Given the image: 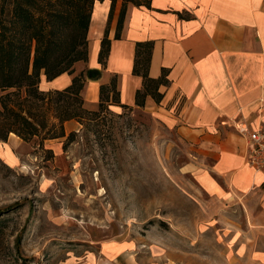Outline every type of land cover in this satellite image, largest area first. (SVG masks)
<instances>
[{"label": "rangeland", "instance_id": "obj_1", "mask_svg": "<svg viewBox=\"0 0 264 264\" xmlns=\"http://www.w3.org/2000/svg\"><path fill=\"white\" fill-rule=\"evenodd\" d=\"M87 107L28 141L0 113V264H228L251 216L201 189L196 145L144 108Z\"/></svg>", "mask_w": 264, "mask_h": 264}, {"label": "crops", "instance_id": "obj_2", "mask_svg": "<svg viewBox=\"0 0 264 264\" xmlns=\"http://www.w3.org/2000/svg\"><path fill=\"white\" fill-rule=\"evenodd\" d=\"M97 1L88 31V60L49 80L41 71L40 88L62 90L84 71L86 106L100 102V88L118 79L117 111L138 107L143 77L134 74L137 42L153 40L149 74L167 70L163 98L151 95L144 109L154 112L196 145L195 171L201 189L217 199L242 204L251 216L249 240L239 242L228 264H264V170L249 165L247 142L235 125L264 121V0H150V7L128 4L124 26L115 38L123 0ZM108 30L111 48L99 62ZM96 70L95 76L87 75ZM140 108V107H139ZM72 121V120H69ZM66 121V122H69ZM65 122V123H66Z\"/></svg>", "mask_w": 264, "mask_h": 264}, {"label": "trees", "instance_id": "obj_3", "mask_svg": "<svg viewBox=\"0 0 264 264\" xmlns=\"http://www.w3.org/2000/svg\"><path fill=\"white\" fill-rule=\"evenodd\" d=\"M97 1L103 0H10V3L4 0L0 5V89H15L0 98V113L4 116L2 139L14 132L30 140L48 127L50 111L55 112L61 129L53 137L64 136L66 121L83 123L92 113L82 96L86 83L84 71L74 75L72 84L62 90L40 91V76L42 70L49 80L64 72L74 74V64L88 60V31ZM111 1L109 20L117 0ZM129 3L150 7V0H123L116 39L121 37ZM153 47V40L136 45L133 72L143 77V87L136 93L140 108L148 95L160 102L163 98L160 86L169 82L166 69L159 78L149 74ZM110 48L111 39L106 30L99 53V62L104 66ZM117 85V76L109 84L101 85L100 108L119 102Z\"/></svg>", "mask_w": 264, "mask_h": 264}, {"label": "built area", "instance_id": "obj_4", "mask_svg": "<svg viewBox=\"0 0 264 264\" xmlns=\"http://www.w3.org/2000/svg\"><path fill=\"white\" fill-rule=\"evenodd\" d=\"M235 129L247 142L246 158L249 165L264 170V121L254 127L246 122L238 123Z\"/></svg>", "mask_w": 264, "mask_h": 264}, {"label": "water", "instance_id": "obj_5", "mask_svg": "<svg viewBox=\"0 0 264 264\" xmlns=\"http://www.w3.org/2000/svg\"><path fill=\"white\" fill-rule=\"evenodd\" d=\"M92 73H93V76H95L96 70H89V71L87 72V75H88V76H91L90 74H92Z\"/></svg>", "mask_w": 264, "mask_h": 264}]
</instances>
